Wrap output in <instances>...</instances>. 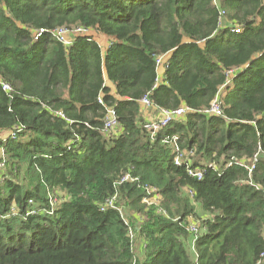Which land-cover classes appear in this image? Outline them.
<instances>
[{
    "label": "trees",
    "instance_id": "obj_1",
    "mask_svg": "<svg viewBox=\"0 0 264 264\" xmlns=\"http://www.w3.org/2000/svg\"><path fill=\"white\" fill-rule=\"evenodd\" d=\"M61 27L89 32L65 46ZM144 97L189 110L152 136ZM263 250L264 0H0V264H264Z\"/></svg>",
    "mask_w": 264,
    "mask_h": 264
},
{
    "label": "built area",
    "instance_id": "obj_2",
    "mask_svg": "<svg viewBox=\"0 0 264 264\" xmlns=\"http://www.w3.org/2000/svg\"><path fill=\"white\" fill-rule=\"evenodd\" d=\"M233 31L235 32H239L240 30L238 28H234ZM44 32L43 29H40L39 31H36L34 37L35 39H38L41 37L42 33ZM89 32V30L84 29L83 27H72V28H66V27H61V28H57L56 30L53 31V35L54 37L61 43H63L65 46H70L72 44L73 38L79 34H83V33H87ZM162 59L158 60V64L160 65ZM3 89L5 91H11V86L7 83H3ZM99 102H102V99H99ZM143 109H147L148 107H153L152 106V102L149 99V97H144L141 100ZM189 109L187 107H181L178 108L176 110L173 111H162V115L160 118H154L151 120H147L145 127L151 131L152 136L155 135L157 132H159L160 130H162L163 128L167 127L173 120L181 118L184 116V114L188 111ZM211 113H215L217 115H223V110L221 107V102L218 100V98H216L215 100H213V102L211 103V108L209 110ZM118 126V119H117V115H116V111L114 108L109 107L107 108V114H106V118H105V124H104V130L106 132H111V131H115V129ZM175 145V150L177 152V156L175 157V164L176 165H180L182 163V160L184 159V152L180 150V148L177 146L175 138H173L172 141ZM257 161V154L254 156L253 162L250 166H248L249 168V172L251 173L254 169H255V163ZM188 173L189 175L197 178V179H201L203 174L200 170L198 169H193L192 167L188 168ZM130 179V175L127 174L124 176L123 181H126ZM147 191L149 194H153V198L154 199H158V197H156L157 193H158V189L157 187H147ZM115 200H116V196H113L111 198H109L106 201V204L102 207V210H104V208L106 207H114L115 206ZM149 200H147L148 202ZM198 226L195 224H192L190 226V230L192 232H198ZM130 233L132 235V231L130 230ZM261 256L264 257V250L261 253Z\"/></svg>",
    "mask_w": 264,
    "mask_h": 264
},
{
    "label": "crops",
    "instance_id": "obj_3",
    "mask_svg": "<svg viewBox=\"0 0 264 264\" xmlns=\"http://www.w3.org/2000/svg\"><path fill=\"white\" fill-rule=\"evenodd\" d=\"M98 36H100V37L101 36L102 37L104 36L106 38V43H107L106 46H104L102 44V42H100V40L98 39ZM95 37L98 40V42L102 45V47H104V48L107 47V45H108V38L105 35H103V34H95ZM158 73H159V75H162L164 73L163 68L159 67ZM160 78H161V76H160ZM107 83H108L109 87L112 89V92H114L115 91L114 84L111 83V81H107ZM161 115H162V111L158 110L155 107H148L147 109L144 110V116H145L146 120H151V119H154V118H160Z\"/></svg>",
    "mask_w": 264,
    "mask_h": 264
},
{
    "label": "rangeland",
    "instance_id": "obj_4",
    "mask_svg": "<svg viewBox=\"0 0 264 264\" xmlns=\"http://www.w3.org/2000/svg\"><path fill=\"white\" fill-rule=\"evenodd\" d=\"M98 39L100 40V42H102V44H103L104 46H106L107 43H106V38H105L104 36H103V37H102V36H101V37L98 36Z\"/></svg>",
    "mask_w": 264,
    "mask_h": 264
}]
</instances>
